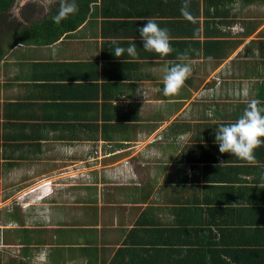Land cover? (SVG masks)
<instances>
[{"label": "crops", "instance_id": "0c3cea01", "mask_svg": "<svg viewBox=\"0 0 264 264\" xmlns=\"http://www.w3.org/2000/svg\"><path fill=\"white\" fill-rule=\"evenodd\" d=\"M183 3L94 0L80 25L51 44L30 27L49 15L11 10L10 34L0 26V201L7 181L42 186L35 200L17 201L19 225L0 226V264H131L126 237L138 222L172 225L177 208L212 196L228 204L237 228L260 227L252 238L260 247L251 254L254 245L240 238L237 250L248 252H236L225 241L224 253L207 259L264 264V145L249 165L215 143V130L235 122L251 99L264 107V0H189L191 20ZM149 17L172 37L167 56L143 49L137 29ZM23 27L26 40L10 47ZM133 41L135 59L115 57V47ZM180 53L192 75L164 97L165 71ZM56 157L93 163L75 178H55ZM42 200L52 202L56 220L36 214L45 232L32 237L39 225L24 224L21 214L45 208Z\"/></svg>", "mask_w": 264, "mask_h": 264}, {"label": "trees", "instance_id": "16d2710c", "mask_svg": "<svg viewBox=\"0 0 264 264\" xmlns=\"http://www.w3.org/2000/svg\"><path fill=\"white\" fill-rule=\"evenodd\" d=\"M93 1L76 0L79 8L78 12L70 15L60 24H55L52 21V16L57 12L56 10L49 17H45L40 22H35L30 27L32 30H36L35 32L44 30L41 36L43 44L54 43L64 33L73 31L80 25L86 17L87 8ZM13 3L14 0H0V21L1 17L4 16L7 17V20L9 19V11ZM11 25L13 24H8L6 34H10ZM17 30L19 33L13 40H10V47L26 40L24 35L26 36L25 32L28 29L23 27ZM5 38V34L0 32V58L3 53L1 42ZM221 202V198L212 196L209 200L199 203V207L194 209L181 206L176 209L172 225L159 226L156 222V225L149 224L148 227H143L145 223L138 222L126 237L131 242L128 244L130 248L127 250L134 256L131 264H222L221 261H214L211 258L215 254L224 253L225 241L228 243L231 241V244H233L231 247L235 248L233 251L248 252V250H237L238 247H243L240 246V238L241 240L244 239L243 243L254 245L251 254L257 253L260 242L257 241V238H252L259 235L260 227L257 228V231L253 230L252 233L249 231L246 233L244 229L237 228L235 224H232L234 214L229 210L228 204L223 205ZM235 223L239 225L237 221ZM226 238H232V240H225ZM137 244L138 247H136ZM231 247L227 250H232ZM123 250L126 249L120 251ZM207 254L211 256L210 259H207ZM179 257L182 259H179Z\"/></svg>", "mask_w": 264, "mask_h": 264}, {"label": "clouds", "instance_id": "9594fccd", "mask_svg": "<svg viewBox=\"0 0 264 264\" xmlns=\"http://www.w3.org/2000/svg\"><path fill=\"white\" fill-rule=\"evenodd\" d=\"M52 2L53 0H49V4ZM188 8L189 0H184L181 15L191 20L192 16ZM78 10L76 0H60L59 8L52 16V21L55 24H60L61 21L75 14ZM145 21L144 25L137 29L140 40L143 42V49L155 52L160 56L169 55L173 48L171 47L172 37L168 29L161 28L154 18L149 17ZM111 43L118 45L120 42L117 39H112ZM125 52L129 57L134 59L137 57V47L134 41L126 49L119 46L114 49L116 58ZM177 59L179 62L172 64L165 71L162 89L164 97L178 94L185 81L192 75V65L187 53H180ZM260 104V100L251 99L243 114L235 122L221 125L215 130V143L218 145L220 154L229 153L249 165L255 164L254 150L264 145V107H261ZM211 114L209 112V115ZM257 187L261 186L258 185ZM47 255L46 250L42 251L38 254L37 259L46 260Z\"/></svg>", "mask_w": 264, "mask_h": 264}, {"label": "rangeland", "instance_id": "374dc122", "mask_svg": "<svg viewBox=\"0 0 264 264\" xmlns=\"http://www.w3.org/2000/svg\"><path fill=\"white\" fill-rule=\"evenodd\" d=\"M17 5H18L17 3H14L11 10H14V7ZM35 11L38 12L39 14H41V9L36 8L35 10H33V13H36ZM13 14L14 13H11V11H10L9 17H11ZM1 20L3 21V26L2 25H0V26L2 28H4L1 30L3 32L7 28V26L5 25V23L7 22V17L6 16L1 17ZM14 22L15 21L13 19H9V21L6 24H14ZM80 159H84V158H82V156H81ZM55 160H56V163H54V165L50 168L51 169L50 174L55 175V178H57V177H64V178L69 177L70 178L72 176L75 178V176L78 175V172L80 169H85L86 171H89L88 168L91 167L92 163H93V161L88 162V160H87V162L80 163V162H78V158H76V157H71L68 160H65V158H63V159L60 158V159H58L59 161H57V157H56ZM83 166H85V168H83ZM25 167L26 166L24 165V168ZM21 169H23V166L20 167V170ZM51 179H53V178H51ZM10 184L11 183L9 181H7L6 202H4L3 200H2L3 202L0 201V226H3L7 222L9 223L10 226L19 225L16 222L17 221L16 219H12V216H17V214H18L17 201L18 202H24L25 200H30V201L35 200V198L38 197L40 188L42 186L41 182H38L37 180H30V182L29 181L28 182L27 181L26 182H17L16 185L18 184V186H16V185L9 186ZM46 185H47V183L44 182L43 186H46ZM44 188H46V187H44ZM59 188H60L59 185H57V187H54L53 188L55 191L54 193L58 194L57 191L60 190ZM16 190H19V192L14 194V196L11 195L12 193H15ZM25 190H26V192H28V190H29L31 193H24L23 191H25ZM10 192H12V193L9 194ZM18 193L19 194L24 193V195L14 199L15 196H18ZM40 205H44L45 208L43 207V209H42L41 206H39V208H36L37 209L36 211H30V212L21 214L23 219H24V222H25L24 224L31 225V224H33L34 221H36V225H39V227L37 228L38 231L36 230V231L30 232L32 237L33 236L35 237V235H38V234L45 232V230H43V228H41L42 226H40L44 222L41 220L37 221L35 218L36 214L38 215V218H41V219L42 218L48 219V216L51 215L52 220H56L55 215L57 213L50 210V208H51L50 206L52 205V202H50V201L47 202L45 200H42V201H40ZM46 205H48V206L46 207ZM84 219H85V217L83 218V221H85ZM54 232H55L54 230H51L52 235L54 234ZM61 235L62 234H60L59 236H61Z\"/></svg>", "mask_w": 264, "mask_h": 264}, {"label": "flooded vegetation", "instance_id": "af4514ba", "mask_svg": "<svg viewBox=\"0 0 264 264\" xmlns=\"http://www.w3.org/2000/svg\"><path fill=\"white\" fill-rule=\"evenodd\" d=\"M59 2H60V0H53V2L51 4H49V0H14V3L18 4V8H17L18 12L17 13H19V14L33 13V10L38 8V9H41V14L45 13L46 15H50L51 13L58 10V3ZM14 3H13V5H14ZM19 4H21V5H19ZM12 7H11V9H12ZM11 9H10V11H11ZM34 14H39V13L36 12Z\"/></svg>", "mask_w": 264, "mask_h": 264}]
</instances>
